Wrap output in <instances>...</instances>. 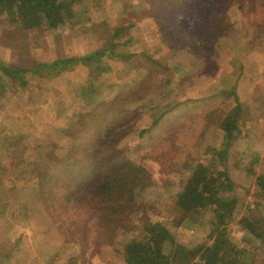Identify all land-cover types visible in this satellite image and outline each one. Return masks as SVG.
I'll return each instance as SVG.
<instances>
[{"label": "rangeland", "instance_id": "1", "mask_svg": "<svg viewBox=\"0 0 264 264\" xmlns=\"http://www.w3.org/2000/svg\"><path fill=\"white\" fill-rule=\"evenodd\" d=\"M99 50L72 71L54 77L28 71L26 85L5 80L0 90L8 124L0 151L18 167V184L41 190L28 212L36 215L41 201L60 263L64 257L65 264H127L125 243L140 237L146 218L165 222L170 234L161 250L174 264L190 261V248L212 239L208 209L191 210L176 224L179 210L167 216L176 191L160 188L179 187L189 161L221 143L218 124L231 104L222 92L230 90L240 101L241 125L225 167L238 200L228 244L241 251L245 234L236 220L243 211L264 228V180L257 178L264 176V0H85L74 23L59 30L0 17L3 66L23 70ZM110 129L101 152L120 149L153 174L156 189L112 200L82 181L80 172L96 166L93 152ZM52 161L75 163L63 165L64 173L57 164L50 176L58 177L41 181L36 164ZM250 260L264 264V240L244 253L243 263Z\"/></svg>", "mask_w": 264, "mask_h": 264}, {"label": "trees", "instance_id": "2", "mask_svg": "<svg viewBox=\"0 0 264 264\" xmlns=\"http://www.w3.org/2000/svg\"><path fill=\"white\" fill-rule=\"evenodd\" d=\"M85 0H0V17L7 18L13 23H20L26 28H41L59 30L65 24H73L79 10V6ZM111 48V45L107 47ZM103 50L93 52L85 56L83 60L80 56H64L50 62H39L27 69L10 68L3 66L0 62V90L3 89L5 80H15L20 85H26L24 75L28 71L40 75L47 71L50 76L61 75L65 71H72L73 67L83 61L103 54ZM10 84V83H8ZM231 98V104L222 116L218 128L222 132V141L215 147H207L202 159L190 160L186 165L185 179L178 180L176 189L173 186L161 187L167 193L175 192V203L169 205L167 216L172 214L174 209L180 211L176 219V224L183 221L185 214L194 209H208L211 212L210 231L211 240H204L190 248V261L185 264H244V253L252 254L259 244L264 240V228H260L261 218L254 217L250 211L244 210L236 220L245 236L243 237L241 251L235 246L229 248L230 224L235 221V211L238 208V200L233 196L234 183L226 171V163L229 158L230 148L237 138L240 130V101L234 91H223ZM114 129L106 132L105 138L100 139L99 148L93 153L98 155L96 166L92 170L80 172L82 181L94 188V192L105 196L108 199L117 200L127 195L128 199L143 197L149 189L157 188L156 178L149 171L136 165L130 158L123 157L120 149H113L103 153L101 150ZM115 131H113L114 133ZM75 161L53 162L50 164H36L43 174H37L41 181H53L58 174H52L58 164L57 170L63 171V165L70 167ZM77 163V162H76ZM106 166V170L103 168ZM70 172V170H69ZM64 173V171H63ZM62 173V174H63ZM258 180H264V176L259 175ZM42 184V183H41ZM38 191V193H37ZM40 191V192H39ZM24 197L41 196V190L32 185L31 189H18L16 196L20 194ZM230 194V198H223L221 194ZM163 195V191L162 194ZM140 198V197H139ZM40 199V198H39ZM174 206H173V205ZM38 210L49 216L42 207L41 201L38 203ZM250 220V221H249ZM49 221L53 228L54 223ZM165 222L144 219L140 225V237H133L125 243V254L127 264H174V256L161 250L160 240L169 236L170 231L166 228ZM164 240V239H163ZM164 243V242H163ZM247 264H254L252 260Z\"/></svg>", "mask_w": 264, "mask_h": 264}, {"label": "crops", "instance_id": "3", "mask_svg": "<svg viewBox=\"0 0 264 264\" xmlns=\"http://www.w3.org/2000/svg\"><path fill=\"white\" fill-rule=\"evenodd\" d=\"M81 57L85 59L84 55ZM7 125V115L3 113L0 134ZM7 154L0 151V264H62L65 259L60 263L61 257L52 240L54 232H50L52 227L46 221L50 217L40 214L37 208L36 215L29 214L28 205L34 199L25 201L16 196L18 189L32 186L16 182L19 170L11 162L8 164Z\"/></svg>", "mask_w": 264, "mask_h": 264}]
</instances>
